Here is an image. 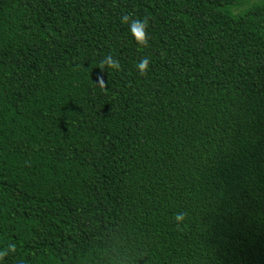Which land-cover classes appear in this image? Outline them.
<instances>
[{"label":"trees","instance_id":"trees-1","mask_svg":"<svg viewBox=\"0 0 264 264\" xmlns=\"http://www.w3.org/2000/svg\"><path fill=\"white\" fill-rule=\"evenodd\" d=\"M0 252L264 264V0H0Z\"/></svg>","mask_w":264,"mask_h":264},{"label":"clouds","instance_id":"clouds-1","mask_svg":"<svg viewBox=\"0 0 264 264\" xmlns=\"http://www.w3.org/2000/svg\"><path fill=\"white\" fill-rule=\"evenodd\" d=\"M121 22L126 23L128 26V31L133 40L139 44H145L146 43V29L148 27L147 21L143 18H137L129 20L128 15H122L121 16ZM107 66L108 68L119 70V62L117 60H114L111 55H108L104 57V59L101 62V67ZM149 67V59L147 57H142L138 63L136 64V69L141 74H143ZM100 87H103L104 81L103 79H99L96 82ZM184 213L183 212H177L173 216L174 222L179 226L184 221ZM8 252L14 251V246L9 245ZM7 252H0V256L6 255Z\"/></svg>","mask_w":264,"mask_h":264}]
</instances>
